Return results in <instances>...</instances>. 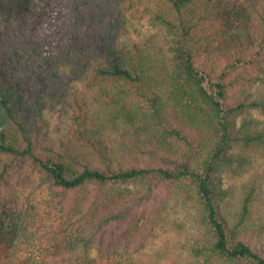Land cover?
I'll return each instance as SVG.
<instances>
[{
    "label": "trees",
    "instance_id": "obj_1",
    "mask_svg": "<svg viewBox=\"0 0 264 264\" xmlns=\"http://www.w3.org/2000/svg\"><path fill=\"white\" fill-rule=\"evenodd\" d=\"M142 1L53 0L56 24L37 0H0V264H133L171 202L192 203L196 229L173 264H264V224H249L264 195V0H145L146 39L127 18ZM257 162L232 207L223 172ZM37 191L29 253L4 224L27 220Z\"/></svg>",
    "mask_w": 264,
    "mask_h": 264
},
{
    "label": "rangeland",
    "instance_id": "obj_2",
    "mask_svg": "<svg viewBox=\"0 0 264 264\" xmlns=\"http://www.w3.org/2000/svg\"><path fill=\"white\" fill-rule=\"evenodd\" d=\"M38 3L45 7L46 19L49 22L54 21L58 24L62 21L65 15L66 4H58L52 2L53 0H37ZM146 1L143 0L141 5L133 7L128 11L127 18L131 24L135 27V35H139L141 38L146 39L153 34V31L149 27L148 15L145 12ZM253 92L256 96L264 93V84L255 86ZM88 100L91 102V96L89 92ZM99 108L92 105L91 112L97 121V124L104 126L109 124L106 119L102 117L97 111ZM55 113V111H54ZM255 117L263 120V117L259 116L256 112L252 113ZM106 131V129H104ZM115 137L114 135L112 136ZM261 165L259 162L255 163L254 168L246 173L242 177H231L226 171L223 172V187L228 191V200L232 207H237L241 192L242 185L247 183L252 177L258 175ZM262 182V181H260ZM261 184V183H260ZM45 197V192L37 191L35 193V199L32 202V208H28V216L21 220L15 219L13 223L5 221L4 228L8 231H12V244L14 247H26L31 253L38 249V239L35 231L37 220L39 216L44 213V204L42 202ZM192 203L180 204L178 202H171L168 208V221L163 225L155 226L146 243L145 248L140 253H132L130 261L133 264H173L175 260L181 261L187 255V249L193 244L196 237V229L194 227L195 211ZM251 219L249 224L253 227L262 226L264 224V195L257 196L256 203L252 207ZM36 222L33 226L32 222ZM173 224H181V228L177 230ZM92 256L97 258V264H110L106 259L98 258L95 252L91 253ZM127 256L122 257L124 260Z\"/></svg>",
    "mask_w": 264,
    "mask_h": 264
}]
</instances>
